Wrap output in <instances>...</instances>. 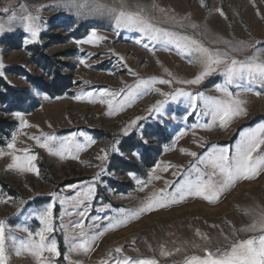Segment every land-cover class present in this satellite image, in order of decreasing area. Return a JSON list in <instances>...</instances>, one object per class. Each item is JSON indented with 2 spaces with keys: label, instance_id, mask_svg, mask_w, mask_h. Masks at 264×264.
Masks as SVG:
<instances>
[{
  "label": "rangeland",
  "instance_id": "374dc122",
  "mask_svg": "<svg viewBox=\"0 0 264 264\" xmlns=\"http://www.w3.org/2000/svg\"><path fill=\"white\" fill-rule=\"evenodd\" d=\"M102 2L119 4V0ZM126 3L132 7L142 6L158 26L191 36L212 50L228 52L229 58L244 61L254 54H264V0H204L206 6L201 5V0H126ZM6 7L8 13L2 11ZM221 9L224 16L220 15ZM12 13L17 17L38 16L36 23L41 31L39 42L29 43L30 33L17 19L11 31L0 34V62L3 64L0 79L14 89L29 92L39 103L31 113L0 114L15 123L14 132L0 147V152L4 153L0 155V199L13 198L0 203V221H6L11 229V232L6 231L8 264H39L36 257L20 246L29 239L28 231L35 233L44 227L32 213L49 204L55 207L54 231L48 238L55 239L61 253L60 257L45 253L51 264H101L104 260L111 264L114 259L124 257L155 259L158 264H187L192 257H204L207 251L222 253L236 243L261 234L250 230V226L264 212V172L255 179L240 180L223 193L217 203L190 196L182 203L144 214L126 227L112 230L109 224L121 212L142 206L153 193L165 188L166 182H172L167 191L175 193L179 184L198 177L197 168L211 173L210 167L197 165L194 168L195 159L185 152H197L200 158L213 146L228 147L234 152L242 132L264 125V89L247 81H239V86L226 85L223 72L228 65H220L199 85L177 84V79H195L202 65L172 45H154L139 32L118 30L109 16L80 14L75 9L65 8L62 0H0V23L7 26ZM172 17L182 21L183 26L178 27ZM193 24L198 27L192 28ZM93 30L105 39L94 44L78 43L87 40ZM9 39L16 41L14 47L18 48L7 47L5 42ZM223 41L254 46L232 51ZM145 43L149 48L143 46ZM34 48L60 63L57 67L72 87L64 96L50 97L34 89L24 77L10 73L13 69H23L45 84L51 83V78L33 61ZM141 79H171V85L156 84L155 87L165 93L183 89L215 99L225 98L218 89L227 86L235 98L246 102L243 106L247 114L234 118L225 127L219 119L213 121L211 115L204 114L202 101L193 112L183 100L175 103L155 91L130 99L123 111L113 115H109L106 104L98 102L101 91L124 89L127 92L128 86ZM89 92L92 97L86 95ZM258 92L261 95H256ZM77 96L81 99L77 100ZM165 99L168 103L163 115H150L149 109ZM93 100L95 102H90ZM18 114L23 115L31 127L22 128ZM137 117L146 119H141L130 134L124 136L123 130ZM42 133L58 139L75 136L77 142L85 144L84 137L79 135L84 133L95 143L81 151L78 159L61 158L29 139L36 136L43 140ZM14 135L19 150L16 155L23 157V150H28L38 156L35 164L40 170L39 176L9 170L12 163L9 153L13 150L7 148V144ZM129 141H133L134 149L124 151L123 146ZM114 145L118 152L112 151ZM102 149L109 152L107 161L97 159ZM261 151L264 152V148ZM118 160L129 166L120 167ZM167 165L171 167L165 171ZM153 169L159 179L151 180L149 186L140 191L133 177L147 180ZM176 172L179 174L173 175ZM214 179L219 182L222 177L217 175ZM92 185L96 193L84 223L88 235H98V239L88 253L70 251V247L81 240L80 229L75 227L81 217L75 214L79 209L74 197ZM54 193L57 195H52ZM65 198L66 202L61 204ZM25 228L28 231H24ZM126 232L134 237L109 248L113 240L125 236ZM113 236L115 238L111 239ZM116 248L123 251L116 253ZM18 249L19 256L15 254ZM166 252L172 255H163Z\"/></svg>",
  "mask_w": 264,
  "mask_h": 264
},
{
  "label": "snow or ice",
  "instance_id": "6c2138e0",
  "mask_svg": "<svg viewBox=\"0 0 264 264\" xmlns=\"http://www.w3.org/2000/svg\"><path fill=\"white\" fill-rule=\"evenodd\" d=\"M201 5L204 4V0H201ZM62 6L68 9H75L80 14H94V15H106L111 17L115 21V27L119 29H126L128 31H135L141 33L148 41L154 45H172L178 49L181 53L193 58V60L202 65L201 73L192 80H175L177 84L185 85H199L204 79L214 72H216L220 65H228L223 75L226 77V85H237L239 81H247L249 84H256L261 89H264V54H254L252 57L247 58L244 61H239L234 58H229L228 52H221L219 50H212L205 46L201 41L194 39L191 36L181 34L177 31L169 30L168 28L158 26L153 23L150 15L146 10L140 6H129L126 0H119L118 5H109L102 0H62ZM3 12L8 13L9 9L6 7L2 9ZM161 11H164L161 9ZM220 15L224 16L223 10H219ZM226 18V17H225ZM19 19L21 24L25 27V30L30 33L31 39L29 43H38L41 28L36 23L39 19L38 16L32 14H25L21 17H17L15 13L11 14V22L6 26L0 23V34L5 31H11L13 23ZM172 19L178 27L183 26L182 21H176L174 17ZM192 28L198 26L193 24ZM105 39L97 34L96 30H93L90 37L84 41H78V43L94 44L96 41ZM228 45L232 51H241L249 46L243 42L231 43L229 41H223ZM145 48H149V44L143 45ZM122 59V58H121ZM81 63L85 61L81 60ZM191 62V61H190ZM3 68L2 62H0V69ZM135 75V73H133ZM3 72L0 71V76ZM169 76L172 73H168ZM173 80L171 79H141L135 85L128 86V91L124 89L119 91H111L105 89L99 93L98 102L106 104L109 109V115L118 114L125 109L126 104H130V99H134L138 96L145 95L149 92L155 91L157 94L169 98L172 102L180 103L183 100L187 103L193 112L198 108V102H203L204 114L211 115L213 121L219 119L221 126H227L234 118L238 116L246 115V109L244 108L245 101H242L233 96V93L228 90V87L219 88L218 91L223 93L224 99H215L204 96L201 94L194 95L190 91L177 90L173 93H165L159 88H156V84L171 85ZM92 97L91 92L86 94ZM261 95V93H256ZM77 100L81 97L77 96ZM95 102V100L90 101ZM168 103V99L158 101L152 108L149 109V114L163 115V109ZM18 119L21 122L22 128L31 127V125L24 119L23 115L18 114ZM141 119L146 117H137L135 120L123 130V135L128 136L130 130L135 127ZM80 136L84 137L87 143L81 144L77 142L76 137H65L58 139L55 136L44 135L43 140L41 137L32 136L29 139L37 141L39 147L46 149L50 154L59 156L61 158L78 159V154L81 151L86 150L87 147L95 143L90 137H87L84 133H80ZM144 143H147L145 140ZM119 144V141L116 142ZM203 146V145H200ZM7 148L13 151L9 153L12 156V163L9 165V170H15L20 173H34L40 175V170L36 166L35 161L38 156L31 154L28 150L24 151V156L20 157L15 154L16 151V137H12V142L7 144ZM264 125L258 128L252 129L247 132L241 133V138L236 144L234 152L228 147H216L213 146L211 151L200 158L197 152H185L186 155L195 159L197 165H203L205 168L210 167L211 173L203 171V169L197 168L200 173L195 180L188 179L179 184L175 193L168 192L167 188L172 186V182H166V187L160 189L157 193H153L147 200L137 209L121 212V215L117 218L111 219L109 227L112 230L120 227H126L133 221L139 220L144 214H150L154 211H159L162 208H166L172 204H178L184 202L187 197L195 196L202 198L210 203H217L223 193L228 191L240 180H252L258 177V175L264 172ZM102 155L97 159L107 161L109 152L102 149ZM113 152H118L119 149L114 145ZM259 153V155H257ZM4 153L0 152V155ZM136 155H139L136 153ZM159 167V166H157ZM171 165H167L164 170L166 171ZM156 169H153L148 174L147 180H141L137 177H133L139 184L140 191H143L149 186L151 180L159 179L155 175ZM179 173H173L178 175ZM219 175L222 180L217 182L214 178ZM207 177V179L205 178ZM99 179V177H97ZM96 188L94 185L89 186L83 193H79L74 197L75 205L78 207L76 215L81 217V220L77 221L75 227L80 229L78 235L81 237L79 243L70 247V251H83L88 253L92 250L93 246L98 239L97 236H89L85 231L84 220L88 217V207L90 202L95 196ZM57 195V194H52ZM13 199L7 197V199H0V203H6L7 200ZM61 200L60 203L66 202ZM86 201L88 203H86ZM23 203V201H21ZM55 205L49 204L46 208L35 210L32 215L39 219L44 225L42 229L33 233L28 229L29 239L22 242L21 249L27 250L30 254L36 257L39 264H51L50 259L45 258V253L51 254V256L60 257L57 242L55 239L49 240L48 234L54 231L53 228V209ZM104 209H101L103 211ZM99 219V218H97ZM250 230L259 231L261 234L255 238H249L234 244L230 249L224 250L222 253L220 250L207 251L204 257H192L187 261V264H264V212H261L256 220L250 226ZM6 231L11 232L6 221H0V264H8V255L6 254ZM200 235L199 231L196 233ZM67 239V237H66ZM13 244L15 245L16 238L12 237ZM121 248H116L114 252L121 253ZM17 256L21 254L20 249L15 253ZM163 255H172L171 252L163 253ZM101 264H109L108 260L101 261ZM111 264H158L155 259H140L134 260L131 257H124L123 259H114Z\"/></svg>",
  "mask_w": 264,
  "mask_h": 264
},
{
  "label": "trees",
  "instance_id": "16d2710c",
  "mask_svg": "<svg viewBox=\"0 0 264 264\" xmlns=\"http://www.w3.org/2000/svg\"><path fill=\"white\" fill-rule=\"evenodd\" d=\"M16 41L9 39L5 45L10 48L14 47ZM17 44V43H16ZM34 63L40 67L51 78V83L45 84L41 80L34 78L30 73L23 69H13L11 74L24 77L26 81L37 91H40L50 97H62L72 89L69 79L61 75L56 63L52 57L46 55L43 50L34 48ZM39 107L36 98L27 91L14 89L4 80L0 79V114H12L16 112L31 113ZM15 130V123L0 117V147L4 146L10 135ZM134 149L133 141H129L123 146V150ZM114 164V163H113ZM112 164V165H113ZM120 167L129 166L121 160L117 161Z\"/></svg>",
  "mask_w": 264,
  "mask_h": 264
},
{
  "label": "bare ground",
  "instance_id": "6f19581e",
  "mask_svg": "<svg viewBox=\"0 0 264 264\" xmlns=\"http://www.w3.org/2000/svg\"><path fill=\"white\" fill-rule=\"evenodd\" d=\"M124 235L125 236H121L120 238L113 240L114 242L111 243L109 248L117 247V246L121 245L123 242H125L127 239L134 237L130 232H126V233H124ZM114 238H115L114 236L111 237V239H114Z\"/></svg>",
  "mask_w": 264,
  "mask_h": 264
}]
</instances>
